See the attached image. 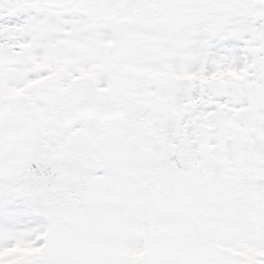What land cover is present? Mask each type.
<instances>
[{
  "label": "snow or ice",
  "instance_id": "1",
  "mask_svg": "<svg viewBox=\"0 0 264 264\" xmlns=\"http://www.w3.org/2000/svg\"><path fill=\"white\" fill-rule=\"evenodd\" d=\"M0 264H264V0H0Z\"/></svg>",
  "mask_w": 264,
  "mask_h": 264
}]
</instances>
